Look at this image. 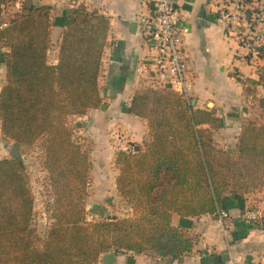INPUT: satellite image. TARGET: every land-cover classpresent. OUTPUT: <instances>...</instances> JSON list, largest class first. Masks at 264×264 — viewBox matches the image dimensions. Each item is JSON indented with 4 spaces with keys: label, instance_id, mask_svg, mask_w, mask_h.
<instances>
[{
    "label": "trees",
    "instance_id": "obj_1",
    "mask_svg": "<svg viewBox=\"0 0 264 264\" xmlns=\"http://www.w3.org/2000/svg\"><path fill=\"white\" fill-rule=\"evenodd\" d=\"M52 12L51 6L25 4L0 30L10 47L0 95L3 136L20 146L45 142V167L56 189L53 223L41 238L32 224L35 198L25 162L0 160V264H101L111 249L173 260L192 253L194 237L175 227L173 216L216 217L227 194L245 209V195L264 187V124L248 121L232 153L215 144L218 120L211 112L196 111L169 88L136 94L130 113L147 120L149 140L145 148L116 156L117 191L129 213L89 220L91 163L67 118L85 116L103 102L98 82L109 20L84 5L68 9L52 65ZM258 108L264 119V98Z\"/></svg>",
    "mask_w": 264,
    "mask_h": 264
},
{
    "label": "crops",
    "instance_id": "obj_2",
    "mask_svg": "<svg viewBox=\"0 0 264 264\" xmlns=\"http://www.w3.org/2000/svg\"><path fill=\"white\" fill-rule=\"evenodd\" d=\"M10 1L17 0H0V24L7 21L10 25L14 18L11 13H6V9L12 10ZM21 1L23 5L31 3L53 8L51 39L54 50L49 52L50 57L55 58L54 63L49 59L52 65L58 63L68 9L84 5L88 10H96L107 17L109 33L102 59L103 72L98 82L103 102L84 116L94 123L88 122L83 133L99 141L105 139L107 143L113 138L112 132L121 131L123 139L119 138V143L112 142L119 145L117 149L126 151L128 143L140 148L139 145L149 138V128L145 120L130 113V106L139 89L158 84L152 65L155 53L147 43L141 25V18L151 12L153 0ZM171 1L179 7L185 20L184 44L195 80L191 97L195 103L192 106L196 111L206 110L220 119V127L213 131L214 138L221 147L236 153L244 125L248 118L260 117L262 112L258 105L264 98L259 95L260 91L264 93V57L253 62L243 61L246 50L241 49L236 33H227L220 16L223 11H234L241 0ZM251 2L253 8L264 9V0ZM9 52V45L0 40V95L7 83L6 58ZM247 79L261 80L262 83L251 86ZM251 99L255 104H251ZM260 120L264 124V119L260 117ZM9 145L3 136L0 118V160L9 159L6 155L12 151ZM114 189L117 191L116 184ZM263 197L264 187L246 194L245 208L257 205ZM241 206L238 197L227 194L222 208L229 214L225 229L219 227L216 217L209 214L197 218L174 215L173 225L187 230L195 240L193 252L180 259H163L149 252L142 255L119 252L114 264H249L263 261L264 227L246 222Z\"/></svg>",
    "mask_w": 264,
    "mask_h": 264
},
{
    "label": "rangeland",
    "instance_id": "obj_3",
    "mask_svg": "<svg viewBox=\"0 0 264 264\" xmlns=\"http://www.w3.org/2000/svg\"><path fill=\"white\" fill-rule=\"evenodd\" d=\"M246 3H252L251 0H244ZM13 2H9V6L13 7ZM13 11V8H12ZM243 21L248 22L246 26L243 25L241 28L242 31L246 32V39L251 37L254 39H247V43L254 45L255 48L260 49L261 55L259 58L264 55V9H255L244 10L243 12ZM256 14L255 16H253ZM227 30V29H226ZM258 32V35L256 34ZM228 33V31H227ZM255 33V34H254ZM261 41V44L259 43ZM54 46V45H53ZM60 47V45H59ZM252 49V48H251ZM54 50V48H53ZM56 50V49H55ZM258 58V59H259ZM254 61V60H253ZM50 62L54 63L55 58L53 55L50 57ZM160 86L155 85H145L136 94L148 93L151 91H159ZM135 94V95H136ZM262 94V95H261ZM175 97L182 98L178 94L173 93ZM261 96H264L263 91H260ZM184 99V98H183ZM255 104L253 99H251V104ZM152 106V105H151ZM252 107V105H251ZM90 111V110H89ZM88 111V112H89ZM88 112L86 115H88ZM200 112V111H198ZM204 112H208L204 110ZM85 115V116H86ZM217 118L216 116L213 117ZM250 120H260L259 117H250ZM145 120V119H143ZM218 122L214 121V130L220 127V119L217 118ZM147 122V120H145ZM94 123L92 119H85L84 116H70L67 118L68 127L72 133L73 140L80 144L83 149L88 153L89 161L91 163L90 170V179L88 185V196L86 199V210L89 220H99L102 217H113L121 216L129 213V209L125 205V202L119 197L118 191L114 189L116 180L120 174L119 168L116 166V156L121 151L118 148L117 144H112V142L119 143V138H122L121 131L112 132V140H108L106 143L105 139L99 141V139H94L84 134V129L88 126L87 123ZM78 123H82L83 127H77ZM262 123V122H261ZM148 124V122H147ZM263 124V123H262ZM121 129V128H120ZM114 134V135H113ZM213 136L215 132L212 133ZM120 135V136H118ZM123 139V138H122ZM149 140V138H148ZM147 140V141H148ZM7 143H10L9 148H13L16 143L13 141L5 139ZM146 142V141H145ZM145 142L142 147L145 148ZM214 142L220 148L226 150V148L221 147L215 140ZM127 144V143H126ZM125 144V145H126ZM133 145V146H128ZM127 152H134V144L128 143ZM45 142L39 141L33 146H20L19 153L22 157V160L25 162L26 171L29 177L30 186L35 198L34 203V212H33V226L37 230V233L41 238H43L49 228L51 227L52 221V208L55 200L56 189L53 183L49 172L46 169L45 159ZM117 147V148H116ZM121 147V146H120ZM126 147V146H125ZM136 151V150H135ZM9 159H11V154L7 153ZM122 217V216H121Z\"/></svg>",
    "mask_w": 264,
    "mask_h": 264
},
{
    "label": "built area",
    "instance_id": "obj_4",
    "mask_svg": "<svg viewBox=\"0 0 264 264\" xmlns=\"http://www.w3.org/2000/svg\"><path fill=\"white\" fill-rule=\"evenodd\" d=\"M153 6L148 16L141 18L143 32L149 46L155 53L152 60L153 70L157 78L158 86L171 88L186 101L192 97L195 80L190 72L189 57L185 49L184 39L186 27L181 10L171 0H153ZM13 11L6 9V13L15 15L23 8V1L17 0L13 3ZM254 11L252 4L241 0L235 6L234 11H223L220 16L228 33H236L241 49L246 50L243 61L253 62L260 55V49L247 43L246 32L241 28L248 22L243 21L244 10ZM254 14L253 16H255ZM9 26L7 21L0 24V29ZM252 48V49H251ZM243 219L251 224L264 227V197L255 206L243 210ZM229 214L225 210H219L216 215V222L219 227L225 229V221ZM228 264H236L229 262ZM249 264H264L263 261H252Z\"/></svg>",
    "mask_w": 264,
    "mask_h": 264
},
{
    "label": "water",
    "instance_id": "obj_5",
    "mask_svg": "<svg viewBox=\"0 0 264 264\" xmlns=\"http://www.w3.org/2000/svg\"><path fill=\"white\" fill-rule=\"evenodd\" d=\"M189 102L191 105H194V103H195V101L193 99H190ZM77 127H81V124L78 123ZM139 149L140 148L138 146L135 148L136 151H138ZM11 157L22 160V157L20 156V153H19V144L18 143H16L14 145V147L12 148ZM122 217H125V215H123ZM117 253H118V251L116 249L109 250L108 253L104 254L101 257V263L102 264H114Z\"/></svg>",
    "mask_w": 264,
    "mask_h": 264
}]
</instances>
